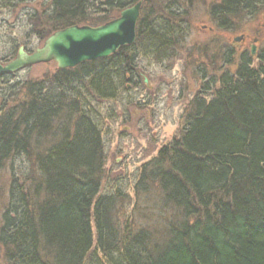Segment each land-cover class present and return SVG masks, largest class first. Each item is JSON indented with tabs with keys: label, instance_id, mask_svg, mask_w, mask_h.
Returning a JSON list of instances; mask_svg holds the SVG:
<instances>
[{
	"label": "trees",
	"instance_id": "trees-1",
	"mask_svg": "<svg viewBox=\"0 0 264 264\" xmlns=\"http://www.w3.org/2000/svg\"><path fill=\"white\" fill-rule=\"evenodd\" d=\"M46 1L24 16L26 37L34 33L41 42L70 26L106 24L134 3ZM179 2L145 0L134 44L113 56L23 84H8L14 75L1 77L0 169L9 159L30 156L37 142L60 135L33 157L38 181L27 180L37 182L32 190L23 191L12 181L13 206L0 227L3 264H84L97 253L103 258L97 264H264V58L252 67L249 57L241 55L234 73H222L211 87V80L204 83L210 98L203 91L194 97L179 137L144 166L135 191L144 192L152 183L171 210L159 235L148 224L136 225L134 212L120 229V195L100 194L105 161L100 130L83 107L66 102L77 98V89L69 85L79 78L87 82L89 95L114 100L135 75L139 46L156 60L171 53L169 59L175 58L185 26ZM18 3L0 0V15L14 14L8 21L0 17V28L20 20L13 13ZM263 6L264 0H219L211 17L253 14ZM26 37L10 38L5 61L20 46L26 48ZM69 120L71 131L63 126Z\"/></svg>",
	"mask_w": 264,
	"mask_h": 264
},
{
	"label": "rangeland",
	"instance_id": "rangeland-1",
	"mask_svg": "<svg viewBox=\"0 0 264 264\" xmlns=\"http://www.w3.org/2000/svg\"><path fill=\"white\" fill-rule=\"evenodd\" d=\"M17 1L19 3L15 4L13 13L20 20L7 28H0V63L5 62L4 56L8 52L10 38L26 37L29 32L24 16L41 9L47 2ZM137 1L139 0H134V3ZM218 4L219 0L182 1L185 26L183 40L175 50L176 57L169 59L171 53L167 55L168 59L163 57V60H156L152 54L144 52L147 49L139 46L133 66L135 75L125 85V90L120 88L117 91L114 100L97 99L89 95L85 88L87 82L81 78L69 85L70 88L77 89L79 94L77 98L67 97L66 102H74L78 109L83 107L100 130L105 154L100 194L120 195L117 220L121 230L131 220V212H134L133 222L136 225L147 228L148 224L150 230L153 228L158 231L155 235L160 234L161 225L168 219L171 210L162 205L160 193L152 183H146L144 192L139 189L135 191L144 166L157 157L161 148L179 137L185 110L194 97L203 91L206 99L210 98L203 84L211 80V87L222 73H234L241 55H249L248 46L253 39L257 40L256 55L264 58V6L253 14L237 12L215 20L211 17V10ZM10 15L14 14H2L0 17L8 21ZM118 15L119 13L115 14V18ZM241 35L246 39L239 47L233 40ZM24 40L27 51L42 44L34 33H29ZM250 60L252 67L259 63L257 57ZM56 70L54 63L33 66L15 74L8 84L42 80L44 76L52 77ZM126 77L130 78L129 75ZM214 87L217 88L218 85L215 84ZM72 122L73 120H69L63 126H69L71 131ZM59 137L56 132L55 141L48 139L37 142L33 145L30 156L9 159L0 169V227L3 215L13 206V203L9 205L12 181L16 180L23 191L28 188L32 190L37 182L31 185L27 180L34 177L38 181V173H34L32 168L35 155L44 152ZM136 228L138 226L134 227ZM93 237L95 244L94 226ZM96 256L88 257L84 264H97L96 259H103L100 253ZM3 263L0 254V264ZM101 263H104L103 260Z\"/></svg>",
	"mask_w": 264,
	"mask_h": 264
},
{
	"label": "water",
	"instance_id": "water-1",
	"mask_svg": "<svg viewBox=\"0 0 264 264\" xmlns=\"http://www.w3.org/2000/svg\"><path fill=\"white\" fill-rule=\"evenodd\" d=\"M142 3L139 0L121 10L114 20L97 27L70 26L58 30L30 53L20 46L14 58L0 63V78L41 64L53 62L57 69L66 70L115 55L119 49L135 42ZM242 39L243 36H239L233 41L238 43ZM250 54L254 56V49Z\"/></svg>",
	"mask_w": 264,
	"mask_h": 264
},
{
	"label": "flooded vegetation",
	"instance_id": "flooded-vegetation-1",
	"mask_svg": "<svg viewBox=\"0 0 264 264\" xmlns=\"http://www.w3.org/2000/svg\"><path fill=\"white\" fill-rule=\"evenodd\" d=\"M182 1H184V0H180V2H179L180 6L182 5ZM245 39H246L245 36H243V39L240 42L236 43V45H238L240 47V45L244 43ZM248 47H249L250 51H251V49H254V56H251L250 52H249V55H247V53H243L242 55L246 54L249 57V59L257 57L260 60L261 56L260 55L259 56L256 55V53H257V40L253 39L250 42ZM250 62H251V60H250ZM0 108H1V105H0Z\"/></svg>",
	"mask_w": 264,
	"mask_h": 264
}]
</instances>
